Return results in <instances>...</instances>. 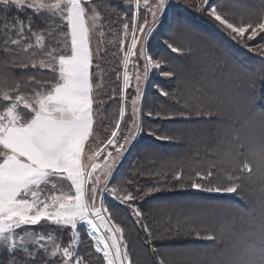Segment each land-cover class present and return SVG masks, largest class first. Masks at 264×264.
<instances>
[{
	"label": "snow or ice",
	"instance_id": "1",
	"mask_svg": "<svg viewBox=\"0 0 264 264\" xmlns=\"http://www.w3.org/2000/svg\"><path fill=\"white\" fill-rule=\"evenodd\" d=\"M134 3L136 9L131 10V4L125 6L121 0L123 15L110 4V15L102 21L97 0H0V12L15 13L0 25V49L13 67L35 70L23 85L8 76L0 77V255L7 256L4 264H135L125 243V229L115 222L104 197L129 207L135 217L133 223L147 233L146 240L154 239L148 225L142 223L144 214L133 192L121 195V188L109 184L117 161L144 130L138 104L141 82L147 81L150 71L168 63L150 52L151 40L169 13L173 23H185L178 15L180 8L206 13L243 47L258 36L264 38V4L254 19L237 23L210 0H195L193 4H182L181 0H143L142 6L141 0ZM37 19L42 24L40 29L33 28ZM111 24L122 25L118 50L124 53L123 72L121 82L119 67L113 69L117 88L104 93L107 99L118 96L119 106L118 115L100 136L96 117L105 110L106 101L98 97L105 77L111 79L101 64L107 54L101 45ZM94 32H99L95 48ZM167 47L173 53L184 51L173 43H167ZM257 51L264 53V43L257 45ZM130 63L136 69L135 95H131ZM45 71L51 76H45ZM160 74L179 79L176 69ZM259 85L264 92V71L259 75ZM161 94L173 98L169 92L162 90ZM191 114L180 108L164 118ZM196 114L211 117L222 113L201 108ZM147 115L159 113L150 111ZM261 120L264 122V113ZM156 138L174 139L168 135ZM227 143L229 147L219 164L211 160L207 168L189 175L190 187L237 194L250 205L246 217L250 218V227L237 232L235 225H227L218 235L209 232L201 236L196 231V236L224 242L216 264H264V145L248 148L238 134ZM183 175L177 171L172 178L181 180ZM220 176L222 179H218ZM249 186L258 188L259 194L253 190L244 195ZM156 191L159 189L152 187L143 194ZM37 225H51L53 230L37 233L31 229ZM81 225L94 252L80 250ZM65 232L69 234L67 243L63 242Z\"/></svg>",
	"mask_w": 264,
	"mask_h": 264
},
{
	"label": "trees",
	"instance_id": "2",
	"mask_svg": "<svg viewBox=\"0 0 264 264\" xmlns=\"http://www.w3.org/2000/svg\"><path fill=\"white\" fill-rule=\"evenodd\" d=\"M181 2L193 4L195 0ZM97 3L102 21L110 15V4L123 15L121 0H97ZM123 4H131V10L136 9L134 0H123ZM210 4L230 20L239 23L250 17L254 19L255 14L261 11L264 0H210ZM226 4L236 6L234 10L237 13H228L224 9ZM13 15L15 13L0 12V25L5 20H11ZM178 15L185 23H173L172 14L169 13L164 26L151 40L150 52L168 63L149 73L140 104L144 130L133 142L109 182L110 186L123 190L121 195L124 191H132L137 197L136 205L144 214L142 223L148 225L154 239L146 240L147 233L140 224L133 223L135 217L129 207L105 196L115 222L125 229V243L135 264H160L161 261L163 264H216L221 258V250L225 248L224 242L197 238L196 231L204 236L209 232L216 234V230L219 232L222 226L227 225H235L237 232L247 231L250 227V218L246 219L250 211L249 203L237 194L193 189L189 175L196 169L207 168L211 160L219 164L223 151L229 147L227 141L233 140L237 134L248 148L264 145V122L261 120L264 92L259 85V75L264 71V56L252 49L264 43V38L258 36L248 42V47H243L206 13L180 8ZM112 18L115 19L114 16ZM41 27L40 20H35L33 28ZM105 32V42L101 48H106L107 54L101 64L111 79L105 77L104 89L98 99L104 97L105 92L117 88L113 69L119 67L121 78L123 71L124 53L118 50V40L123 36L122 25L111 24ZM98 38L99 32H94V48ZM167 43H173L184 51L173 53ZM170 69L178 70L179 79L160 74ZM129 72L133 77L131 63ZM34 73L33 69L13 67L8 55L0 49V77L8 76L10 81L16 80L23 85L26 77ZM44 75L50 77L51 73L45 71ZM162 90L169 92L173 98L162 95ZM134 94L133 87L131 95ZM104 98L105 110L96 117L100 136L105 135L104 127L118 115L119 106L118 96ZM248 98L250 103H246ZM180 108L192 114L164 118ZM201 108L222 114L211 117L197 115V110ZM150 111L159 115L149 117L147 113ZM102 119L103 124L100 123ZM163 135L174 139L156 138ZM177 171L184 174L181 180L172 178ZM218 179H222V176ZM152 187L159 191L145 196L143 192ZM253 190L259 194L258 188L249 186L244 195ZM48 227L52 228L51 225ZM62 236L63 242L67 243L69 234L65 232ZM85 251L94 252V248L82 244L81 252ZM6 259V255H0V264H4Z\"/></svg>",
	"mask_w": 264,
	"mask_h": 264
},
{
	"label": "rangeland",
	"instance_id": "3",
	"mask_svg": "<svg viewBox=\"0 0 264 264\" xmlns=\"http://www.w3.org/2000/svg\"><path fill=\"white\" fill-rule=\"evenodd\" d=\"M234 7H236V6H233V5H231V4H226L225 6H224V9L228 12V13H237L235 10H234ZM192 12H197V11H195V10H193L192 9ZM252 49L255 51V52H257L258 54H261V55H263L264 56V53H260L259 51H257V46H253L252 47ZM132 71H133V87H134V85H135V72H136V69H133L132 68ZM123 72V71H122ZM121 82H122V78H121ZM146 82L147 81H142L141 82V91H142V93H141V97H140V99L138 100V104H139V106H140V104H141V100H142V95H143V91H144V89H145V86H146ZM143 89V90H142ZM135 95V94H134ZM129 109H130V105H129ZM140 119H141V117H140ZM135 141V140H134ZM133 141V142H134ZM133 142H132V144H133ZM132 146V145H131ZM130 146V147H131ZM130 147H129V149H130ZM128 149V150H129ZM128 150L124 153V155H123V157L122 158H120L118 161H117V168H118V166L120 165V163L122 162V160H123V158H124V156L126 155V153L128 152ZM117 168L114 170V173L116 172V170H117ZM114 173H113V175H114ZM112 177H110L109 178V182H110V179H111ZM104 200H105V197H104ZM106 203V202H105ZM44 224V222H42V225ZM37 230H36V229ZM31 229H35L36 230V232L37 233H44V234H46L47 232H49V230L50 229H52V228H50V227H48V226H45V227H41V225H37V226H31ZM39 230V231H38ZM78 230L80 231V233H81V243H80V245H79V247H80V250H81V245L82 244H88V245H90V246H92L93 248H94V245H93V243H92V241L90 240V238L89 237H87L86 235H85V227L83 226V225H81V226H79L78 227ZM216 234L218 235L219 234V232L216 230ZM102 255V254H101Z\"/></svg>",
	"mask_w": 264,
	"mask_h": 264
}]
</instances>
